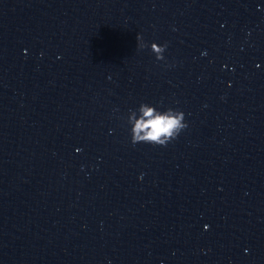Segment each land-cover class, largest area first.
Returning a JSON list of instances; mask_svg holds the SVG:
<instances>
[{"label": "water", "instance_id": "95a60500", "mask_svg": "<svg viewBox=\"0 0 264 264\" xmlns=\"http://www.w3.org/2000/svg\"><path fill=\"white\" fill-rule=\"evenodd\" d=\"M0 264H264V0H0Z\"/></svg>", "mask_w": 264, "mask_h": 264}, {"label": "clouds", "instance_id": "9594fccd", "mask_svg": "<svg viewBox=\"0 0 264 264\" xmlns=\"http://www.w3.org/2000/svg\"><path fill=\"white\" fill-rule=\"evenodd\" d=\"M146 47L153 50L157 60L166 62L165 67L174 66L175 61L168 63L165 56L168 48L167 41L163 43H158L155 40L149 42L144 39L142 33L138 32L137 48L144 49ZM202 54H206V52ZM113 111L118 113V118L122 121V126L128 132L133 145L148 143L166 146L176 140L183 130L189 127L186 112L180 107L165 104L163 101L140 100L138 104L129 107L125 112H120L118 108H114ZM207 227L208 225H205V228Z\"/></svg>", "mask_w": 264, "mask_h": 264}]
</instances>
